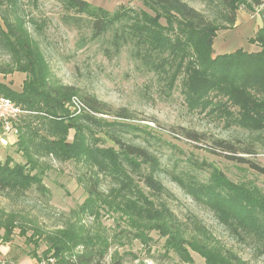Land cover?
Instances as JSON below:
<instances>
[{"label":"rangeland","instance_id":"374dc122","mask_svg":"<svg viewBox=\"0 0 264 264\" xmlns=\"http://www.w3.org/2000/svg\"><path fill=\"white\" fill-rule=\"evenodd\" d=\"M80 1L84 4V10H79L73 0H0V11L4 10L2 14L0 12V33H4L6 38L4 44L0 43V85H4L10 92H21L25 83L31 79L29 68H37L40 72L37 78L43 83L49 81L54 86H65L71 90L64 105L66 112L62 113L63 122L69 116L87 112L85 108L78 111L72 99L84 103L83 97L89 95L110 111L109 114H94L96 118L135 127L136 130L127 133L128 140L146 146L161 162L157 178L165 191L160 201L154 199L151 209L161 212L167 206L166 210L181 224L182 235L192 240V247L185 245L190 261H181L168 244L166 236L157 230L139 231L132 213L124 209L126 203L134 207L137 198L149 196L150 190L144 185L143 176L138 171H127L130 184L126 188L115 186L108 176L100 175L102 199L94 201L92 214L80 215L75 220L69 214L70 210L83 203L87 197L83 185L85 167L75 158L66 155L59 160L44 154L39 156L38 161L28 162L27 168H32L30 175H37L48 192L42 194L31 187L22 194L8 191L0 194V215L2 212H13L16 216L11 223L9 240H2L4 229L0 227V260H6L8 264H34L39 258L43 260L46 254L54 252L44 240L46 236L59 230L71 229L72 223L79 220L83 230L99 235L104 242L107 247L106 264H111L116 258L125 264H214L195 245L200 244L197 241L200 238L210 249V255L218 248H228L251 264H264V254L256 255L247 242L226 230L210 209L196 202L172 178V173L187 171L204 180L209 170L216 169L230 180L256 186L264 193L263 174L245 163L227 158L211 143L212 138L237 143L250 138L257 140L259 135L235 125L228 126L225 116L217 112L187 109L181 92L183 73L177 76L169 95L165 85L157 81L152 73L138 67L137 62L130 59L125 51L107 58L95 43L79 47V38L88 34V30L77 29L63 20L66 14L89 17L101 11L114 12L120 6L157 17L162 25L167 23L165 16L159 17L143 0ZM185 1L213 22L218 34L214 40L216 44L226 35L224 41L229 46L225 49L229 52L235 48L258 52L264 48V33L258 34L254 42L247 41L249 36H253L254 25L248 30H239L226 22L228 16L237 9H253L252 15L258 16L264 6L256 11V5L251 0ZM7 24H11V27ZM215 42L213 55L218 51ZM18 106L22 113L15 125L24 136L32 130V134L37 137L59 143L58 147H62V143L71 144L84 136V143L88 142L90 146L115 152L119 150L107 128H92L88 135L72 128L61 136H45L38 120L43 116L41 107L30 106L25 102H20ZM119 109H123L130 117L118 118L116 113ZM185 129L195 130L204 137L200 141L188 139L182 133ZM261 137H264V132ZM8 138L14 139L11 142ZM255 143L258 146L257 154L243 156L264 167V149L258 142ZM19 144L22 142H17L16 135L3 133L0 129V164L5 161L24 164L28 161L17 150L20 149ZM192 162H198L201 166L197 168ZM139 235L144 241H141Z\"/></svg>","mask_w":264,"mask_h":264},{"label":"trees","instance_id":"16d2710c","mask_svg":"<svg viewBox=\"0 0 264 264\" xmlns=\"http://www.w3.org/2000/svg\"><path fill=\"white\" fill-rule=\"evenodd\" d=\"M73 1L79 10H84L82 1ZM143 1L152 11L159 14V17L165 16L167 23L162 25L157 17L145 12L138 13L126 6H120L114 12L101 11L89 17L66 14L63 20L77 29L88 30V34L79 38V47L95 43L107 58L118 56L125 51L130 59L137 62L138 67L152 73L157 81L163 83L169 95L177 76L183 73L181 92L187 109L217 112L225 116L228 126L235 125L259 135L257 140L250 138L237 143L223 138H212L211 143L215 149L223 152L227 158L245 163L264 175L263 166L243 156L257 154L258 146L255 142L264 149V137H261L264 132V48L258 52L237 48L213 55V41L217 30L203 13L185 0ZM251 2L257 6L261 0ZM3 11H0L1 14ZM235 12L228 16L226 22L233 24ZM260 15L262 24L248 41L254 42L258 34L264 33V10ZM7 25L11 27V24ZM4 42L6 38L1 32L0 43ZM29 72L31 79L25 83L21 92H10L4 85H0V93L17 105L25 102L30 106H40L43 116L38 120L45 136H61L72 128L78 133L85 132L88 135L92 128H107L119 150L115 152L95 148L88 145V142L84 143V136L71 144L62 143V147H58L59 143L37 137L32 134V130L24 136L19 128L17 142L22 144H19L20 149L17 150L23 153L28 161L24 164H10L8 161L0 164V194L6 191L22 194L31 187L44 194L48 189L37 175H30L32 168H27L28 162L38 161L42 154L54 156L59 160L65 155L75 158L85 167L83 177L86 178L83 179V185L87 193L84 202L69 212L76 220L80 215L92 214L94 201L102 199L100 175L108 176L115 186L126 188L130 184L127 171H138L143 176L144 185L150 190L151 198L142 195L137 198V205L131 207V204L126 203L124 209L132 213L139 231L157 230L162 236H166L168 244L180 260L189 263L185 245L192 247V240L182 235L181 224L166 210L167 206L163 205L166 208L161 212L151 209L154 199L160 201L159 198L165 191L157 178L161 162L146 146L128 140L127 133L136 128L126 123L107 122L96 118L94 114H109L110 111L89 95L83 97L87 112L69 116L67 121L63 122L62 113L66 112L64 105L71 90L65 86H54L49 81L43 83L37 78V74H40L37 68L30 67ZM116 116L130 117L123 109H119ZM182 133L193 141H200L204 137L195 130L185 129ZM192 164L197 168L201 166L198 162ZM172 174L173 180L196 202L210 209L226 230L239 240L247 242L256 255L264 254V193L258 187L234 182L216 169L209 170L204 180L187 171ZM14 215L13 212H2L0 215L4 241L10 238L11 223L16 219ZM81 226L77 220L72 223L71 229L47 235L44 240L54 252L46 254L44 258L49 255L54 257L55 264H106L104 260L107 247L104 242L100 240L99 235L88 233ZM140 235L139 238L144 241ZM192 239H195V236H192ZM197 241L200 244L195 245L207 260L214 264H251L228 248H218L210 255L205 241L201 238ZM111 264L125 263L116 258Z\"/></svg>","mask_w":264,"mask_h":264},{"label":"built area","instance_id":"2783aa9c","mask_svg":"<svg viewBox=\"0 0 264 264\" xmlns=\"http://www.w3.org/2000/svg\"><path fill=\"white\" fill-rule=\"evenodd\" d=\"M264 6V0H261L260 4L255 7L256 11H259ZM72 103L76 105L77 110L85 108L83 103L73 98ZM22 113L21 108L15 104L11 99L6 97H0V129L3 133H11L18 135V129L15 125V122L18 116ZM0 264H8L6 260H0ZM15 264V263H10ZM34 264H55V258L48 256L43 260L39 259Z\"/></svg>","mask_w":264,"mask_h":264},{"label":"crops","instance_id":"0c3cea01","mask_svg":"<svg viewBox=\"0 0 264 264\" xmlns=\"http://www.w3.org/2000/svg\"><path fill=\"white\" fill-rule=\"evenodd\" d=\"M252 11H253V9H250V10H247V9L238 10L237 9L235 12V20L233 22V28L239 29V30H241V29H247L248 30V28L251 27V25H254L255 26L254 32H253V35H254V33L257 31V29L261 26L262 23H261L260 15H258V16H257V14L252 15V14H254ZM217 36H218V34L216 35V37ZM225 36L226 35H224L222 37V41L217 42V44L215 41H213V46H214V42H215L216 49L218 50V51H216V53L229 52V50L225 49V48H227V46H229L224 41ZM215 38H214V40H215ZM249 38H250V36L248 37L247 41L249 40ZM227 39H229V38H227ZM235 49H237V48H235ZM235 49H233V50H235ZM213 50H214V47H213ZM8 139H10V138H8ZM13 139L12 138L10 139L11 142L13 141Z\"/></svg>","mask_w":264,"mask_h":264}]
</instances>
